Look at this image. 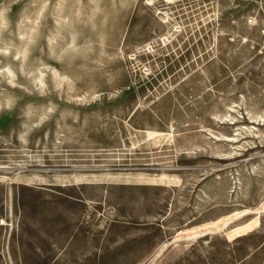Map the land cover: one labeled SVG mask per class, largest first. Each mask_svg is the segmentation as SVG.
Instances as JSON below:
<instances>
[{
	"label": "rangeland",
	"instance_id": "obj_1",
	"mask_svg": "<svg viewBox=\"0 0 264 264\" xmlns=\"http://www.w3.org/2000/svg\"><path fill=\"white\" fill-rule=\"evenodd\" d=\"M260 115L264 0H0V264H264Z\"/></svg>",
	"mask_w": 264,
	"mask_h": 264
},
{
	"label": "bare ground",
	"instance_id": "obj_2",
	"mask_svg": "<svg viewBox=\"0 0 264 264\" xmlns=\"http://www.w3.org/2000/svg\"><path fill=\"white\" fill-rule=\"evenodd\" d=\"M257 116V115H256ZM249 122H253L254 124H255V122L257 123V124H264V117H263V115H260V116H258V117H252L250 120H249ZM252 123V124H253ZM252 126V125H251ZM257 127V126H256ZM238 129H239V127H238ZM253 129H255V128H253ZM248 130H251L250 128L248 129ZM247 130V128H246V131L245 132H247L248 131ZM244 132V131H243ZM249 132V131H248ZM250 133V132H249ZM244 134H246V133H244ZM251 134V133H250ZM254 134H256V133H254ZM227 139V138H226ZM237 139V138H236ZM233 140H235V139H233ZM243 142V141H242ZM231 155V154H230ZM229 156V155H228ZM262 161H264V158H263V160ZM257 165L258 164H256V163H251L250 164V169L252 170V171H256V167H257ZM0 168L1 169H3L1 166H0ZM111 173V172H110ZM59 174V173H58ZM64 174H66V173H64ZM69 175H70V173H68ZM114 174V173H113ZM83 175V174H82ZM82 175H79V174H77V173H74V174H72L71 176H64V177H59V180L61 181V182H74V181H77V182H79L78 180H80V179H90V178H92L93 179V177H84V176H82ZM89 175V174H88ZM34 176V175H33ZM33 176H28L27 178H24L25 180L26 179H28V180H32V181H34V180H36V178H33ZM137 176V175H136ZM163 176V175H162ZM162 176H159V178L160 177H162ZM232 177V176H231ZM164 178V177H163ZM168 178V177H167ZM176 178V177H175ZM23 179V178H22ZM55 179H57V178H55ZM162 179V178H161ZM166 179V178H165ZM170 179V182L171 181H173V180H171L172 178H169ZM177 179V178H176ZM233 179V178H232ZM167 180V179H166ZM167 182V181H166ZM178 182V181H177ZM232 183H233V187H235L237 184H236V180H233L232 181ZM61 184V183H60ZM64 184V183H63ZM238 184H239V182H238ZM230 185V184H229ZM251 212H264V203L263 204H261V205H259V206H257V207H247V208H245V209H240V210H238L237 212H234V213H232L230 216H229V219H230V221H229V223H231L232 221H234V220H236L237 218H239V217H241V216H243V215H245V214H247V213H251ZM4 222H5V220L4 219H1V221H0V223H3L4 224ZM224 223V222H223ZM228 223V224H229ZM222 224V223H221ZM227 224V223H226ZM7 225V224H6ZM223 226V225H222ZM197 234V233H196ZM188 235V234H187ZM186 235V236H187ZM196 237V236H195ZM177 238V237H176ZM175 239V238H174ZM165 243V242H164ZM163 243V244H164ZM166 244V243H165ZM164 249V248H163ZM162 251V250H161ZM158 252V251H157ZM156 255V254H155ZM159 255V254H158ZM157 255V256H158Z\"/></svg>",
	"mask_w": 264,
	"mask_h": 264
}]
</instances>
